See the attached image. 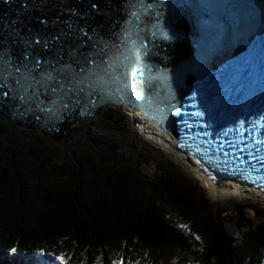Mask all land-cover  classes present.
Here are the masks:
<instances>
[{"label": "trees", "instance_id": "trees-1", "mask_svg": "<svg viewBox=\"0 0 264 264\" xmlns=\"http://www.w3.org/2000/svg\"><path fill=\"white\" fill-rule=\"evenodd\" d=\"M81 139L55 141L0 114V264H56L53 254L64 264H264V206L222 208L170 161L150 179L116 151L60 152ZM228 211L238 247L221 222Z\"/></svg>", "mask_w": 264, "mask_h": 264}, {"label": "water", "instance_id": "water-1", "mask_svg": "<svg viewBox=\"0 0 264 264\" xmlns=\"http://www.w3.org/2000/svg\"><path fill=\"white\" fill-rule=\"evenodd\" d=\"M38 3L0 2V35L11 27H20L23 33L55 34L64 27L55 18L59 14L62 22L67 20L71 7L80 13L73 27L85 29L87 38L83 43L63 39L49 49L33 45L35 52L21 61L20 71L10 67L4 74L0 93L8 95H0V113L21 128L36 129L55 140L70 137L71 125L79 118L122 103L140 105L179 134L177 117L172 115L175 107L184 104L195 84L212 71L247 63L264 36V18L255 0H45L46 6L39 7ZM92 4L99 10L94 11ZM39 17H46L49 26L39 23ZM14 21L18 23L13 25ZM69 47L78 51L70 55ZM12 48L16 56L21 54L20 48ZM37 54L41 62L33 67ZM68 76L75 83L67 82ZM48 109L58 110L59 118Z\"/></svg>", "mask_w": 264, "mask_h": 264}, {"label": "rangeland", "instance_id": "rangeland-1", "mask_svg": "<svg viewBox=\"0 0 264 264\" xmlns=\"http://www.w3.org/2000/svg\"><path fill=\"white\" fill-rule=\"evenodd\" d=\"M4 120L10 121L5 117ZM71 127L72 133L75 132L76 136L82 139L80 143L75 142L73 146L71 143L64 144V147L60 149L61 153L70 150L72 147L77 151H80L81 148L85 151H90L95 156H100L103 151H116L118 160L137 166L139 171L150 179H155L159 176V168L162 166L161 162L170 161L176 166L180 174L190 178L192 175H195V179L192 177L194 182H198L203 188H206L211 201L216 205H223L224 207L222 208H226L227 203L234 202L235 200L243 202L247 206L255 205L258 208L264 206V200L250 196L239 199L228 195L213 196L209 188L204 185L202 179L196 176L198 174L192 171L190 166L177 162L175 156L167 148L165 149V146L157 138L151 136L147 128H144L141 123L135 120L132 113L127 111L125 106L106 107L92 117L87 116L75 121ZM41 135L43 134L41 133ZM85 139L87 142L83 143ZM246 211L253 216L250 209ZM231 216L234 217L228 211L224 217H221V222L229 234L233 245L238 247L242 242V230L236 231L231 227L226 218H231ZM50 258L54 260L52 257ZM55 262L59 264V262Z\"/></svg>", "mask_w": 264, "mask_h": 264}, {"label": "snow or ice", "instance_id": "snow-or-ice-1", "mask_svg": "<svg viewBox=\"0 0 264 264\" xmlns=\"http://www.w3.org/2000/svg\"><path fill=\"white\" fill-rule=\"evenodd\" d=\"M0 2H6V0H0ZM22 6H27V4H23ZM39 6H46L45 0H39V3L37 5ZM91 8L94 11L99 10V6L97 4H92ZM63 12L64 9H61ZM67 13H68V19L65 21H61L59 14L55 18V23L60 24L63 23L64 27L61 28L58 32L55 34H47V35H41L40 33H35L33 34L32 32L29 33H23L22 29L20 27H11L10 30L5 29L3 35H0V83H3L4 80V74L9 70L10 67L14 68L15 71L19 72L20 71V64L21 61L24 60L25 58H31V53L35 52V48L33 45L39 46L41 49H49L50 45L53 43H60L61 40L63 39H68V40H77L83 43V41L87 38V32L85 29L77 25L75 28L73 27V22L75 17H79L80 13L79 10L75 8H67ZM136 19H139L138 15L136 12L131 13ZM39 23H41L44 27L49 26V20L46 17H39L38 18ZM18 22H13V25H16ZM12 45H15L16 47L20 48L21 54L19 56H16ZM74 51H78L77 49H73L69 47V54L72 55ZM40 57L37 54L36 58L33 60V67H38L40 64ZM70 67V65H69ZM142 75V73H141ZM26 80L30 79V76L25 77ZM67 82L69 83H75L74 79L72 76L67 77ZM70 92L72 91L71 88L68 89ZM83 91V89H81ZM0 95L7 96V92H2ZM92 93H88V102L92 103L94 101L91 100ZM75 102H79V97H77V100ZM63 108H67V104L62 105ZM50 114L55 117L59 118V111L54 110V109H48ZM172 115L176 117H182L183 115H194L196 117H201L204 115L203 112H195V113H185L181 111V107H175V110L172 112ZM181 124H184L186 127H192L193 125H188L186 120H180L178 121ZM249 122L246 120H240L238 122V128H247V124ZM229 131H232L229 129ZM251 131V130H249ZM208 133H204V135H207ZM227 135V133H225ZM211 143V142H209ZM264 144V141L257 140L255 141L254 144H250L246 142L245 136L242 134L240 137L239 142L237 141H232L230 142L227 147L229 148V151H231L233 154L239 152V153H244L247 152V157L250 160H257L260 164L261 167L264 168V155H260L261 152H264V148L259 147V145ZM253 149L255 150V155L253 154ZM197 154H200L199 147L196 149ZM209 152H215L217 155L219 153H223L225 157V164L227 166L228 164V156L229 152L224 151V146H220L218 148H207L204 151V155L201 157V159H206L208 164H214L216 161L213 159L211 155H208ZM243 162V161H241ZM197 163H200V160H197ZM202 170L207 172L208 169L203 167L201 165ZM253 169H255V166H253ZM239 171V174L247 181L251 182L254 186L260 188L261 190H264V175H258L255 178L252 177H245L244 176V171L243 170H237ZM181 227H186V226H181ZM196 240H199V236L195 237ZM10 251L15 253L18 251L17 248L12 247L10 248ZM53 258L55 261L59 262V264H64L65 262V257L63 254H53ZM96 264H102V261L97 260ZM111 264H125V261L123 258L116 259L111 262ZM129 264H140L139 261H132L129 262ZM175 264V262H173Z\"/></svg>", "mask_w": 264, "mask_h": 264}, {"label": "bare ground", "instance_id": "bare-ground-1", "mask_svg": "<svg viewBox=\"0 0 264 264\" xmlns=\"http://www.w3.org/2000/svg\"><path fill=\"white\" fill-rule=\"evenodd\" d=\"M258 5L261 7V11L264 18V0H255ZM119 106H125L126 110L131 112L134 116L135 120L141 123L144 128H147L148 132L151 136H154L167 148L176 158L177 162H181L186 166H190L191 170L198 174V176L202 179L204 185L209 188L213 196L217 195H228L236 198H242L245 196H250L252 198L264 200V193L260 190L243 184L234 179H224L219 182H213L207 179L203 172L200 170L199 166L195 163V161L189 157H186L184 153H181L179 148L177 147V135L174 130L166 128L153 116L144 112L140 105H132L130 103H122ZM84 117L79 118L78 120Z\"/></svg>", "mask_w": 264, "mask_h": 264}, {"label": "clouds", "instance_id": "clouds-1", "mask_svg": "<svg viewBox=\"0 0 264 264\" xmlns=\"http://www.w3.org/2000/svg\"><path fill=\"white\" fill-rule=\"evenodd\" d=\"M195 176V175H194Z\"/></svg>", "mask_w": 264, "mask_h": 264}]
</instances>
